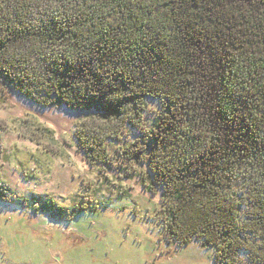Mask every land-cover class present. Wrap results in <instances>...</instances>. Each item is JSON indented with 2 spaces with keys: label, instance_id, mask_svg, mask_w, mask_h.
I'll return each mask as SVG.
<instances>
[{
  "label": "trees",
  "instance_id": "1",
  "mask_svg": "<svg viewBox=\"0 0 264 264\" xmlns=\"http://www.w3.org/2000/svg\"><path fill=\"white\" fill-rule=\"evenodd\" d=\"M0 78L86 113L74 139L91 166L132 129L118 153L147 164L168 239L264 264V0H0Z\"/></svg>",
  "mask_w": 264,
  "mask_h": 264
},
{
  "label": "rangeland",
  "instance_id": "2",
  "mask_svg": "<svg viewBox=\"0 0 264 264\" xmlns=\"http://www.w3.org/2000/svg\"><path fill=\"white\" fill-rule=\"evenodd\" d=\"M146 104L151 128L160 106ZM85 114L41 107L0 78V264H217L199 241L167 238L147 164L118 153L132 129L109 142L112 165L86 162L74 139Z\"/></svg>",
  "mask_w": 264,
  "mask_h": 264
}]
</instances>
